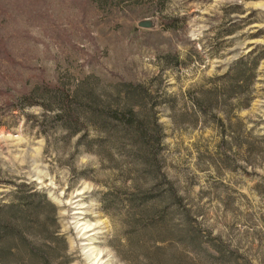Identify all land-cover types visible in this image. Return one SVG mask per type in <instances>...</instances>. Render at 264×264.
<instances>
[{"label": "rangeland", "instance_id": "1", "mask_svg": "<svg viewBox=\"0 0 264 264\" xmlns=\"http://www.w3.org/2000/svg\"><path fill=\"white\" fill-rule=\"evenodd\" d=\"M88 246L264 264V0H0V264Z\"/></svg>", "mask_w": 264, "mask_h": 264}, {"label": "bare ground", "instance_id": "2", "mask_svg": "<svg viewBox=\"0 0 264 264\" xmlns=\"http://www.w3.org/2000/svg\"><path fill=\"white\" fill-rule=\"evenodd\" d=\"M78 223V222H77ZM83 229L89 228L91 227V225H88L87 223L83 224ZM88 243V242H87ZM84 251V250H83ZM97 252V251H96ZM87 256L90 258L91 260V264H99V257L96 255L95 253V247L94 246H88L87 247V251H86Z\"/></svg>", "mask_w": 264, "mask_h": 264}, {"label": "trees", "instance_id": "3", "mask_svg": "<svg viewBox=\"0 0 264 264\" xmlns=\"http://www.w3.org/2000/svg\"><path fill=\"white\" fill-rule=\"evenodd\" d=\"M244 60H245V57H241V58H239L238 60H236V61L233 63V68H231V69L233 70V69H236V67H241V66L244 64ZM258 60H259V57H256V58L254 59L253 64L255 65V64L258 62ZM129 107H130V106H129ZM130 108H131V107H130ZM129 111H131V109H129ZM109 115H112V113L110 112Z\"/></svg>", "mask_w": 264, "mask_h": 264}, {"label": "water", "instance_id": "4", "mask_svg": "<svg viewBox=\"0 0 264 264\" xmlns=\"http://www.w3.org/2000/svg\"><path fill=\"white\" fill-rule=\"evenodd\" d=\"M139 25L145 26V27H150L151 23H150V21L145 20V21H141Z\"/></svg>", "mask_w": 264, "mask_h": 264}]
</instances>
